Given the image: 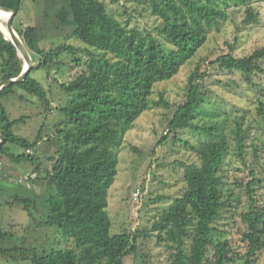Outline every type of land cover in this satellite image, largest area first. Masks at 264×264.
<instances>
[{
  "label": "trees",
  "instance_id": "1",
  "mask_svg": "<svg viewBox=\"0 0 264 264\" xmlns=\"http://www.w3.org/2000/svg\"><path fill=\"white\" fill-rule=\"evenodd\" d=\"M134 1L162 20L156 30L172 48L167 49L153 32L124 24L109 12L103 0H38L43 7V19H51L53 34H64L65 39H77L81 44L66 40L45 47L41 46L42 26L16 29L28 49L39 56L33 59L34 69L44 68L52 78L53 70L64 67V81L55 80L73 98L68 105L59 108L69 125L58 129L64 145L48 157L50 164L46 165L36 153L12 152L9 143L25 149L35 148L42 136L39 134L31 141L16 134L13 127L24 121L25 116L9 117L1 98L20 86L50 106L48 92L30 74L24 81L0 90V132L6 137L0 156L18 161L27 159L33 164V172L37 173L33 183L45 186L46 217L36 216L31 197L18 196L15 200L25 203L36 228H58L64 237L74 240L75 247L41 251L36 246L21 245L0 247V253L20 262L30 260L31 264H124L125 256L138 252L139 238L156 233L158 240L171 250L168 264H236L237 261L255 264L264 251V206L257 193V187L263 185L264 180L254 169L253 178L247 183L249 208L241 214L245 230L239 242L245 252H240L235 240L224 238L215 242L212 238L215 223L226 205L220 173L233 143L226 132L225 121L195 122L210 91L208 68L203 71L197 68L190 74L186 97L168 121L173 141H184L180 134L184 129L204 137L192 145L197 161L181 163L184 167L181 194L159 214L150 228H131L111 234L109 191L118 175V147L135 121L150 109L156 84L177 75L205 45L211 33L221 30L229 17L231 4L245 5L243 23L259 22V12L251 4L252 0ZM0 5L15 9L16 16L23 10V0H0ZM230 47V51L210 60L208 67L238 71L247 84L258 88L256 77L264 74V46L244 56L235 55L233 46ZM0 55L4 59L0 80L18 76L23 60L16 46L5 40L1 31ZM259 91L255 114L264 123V88ZM157 103L168 106L165 100ZM249 133V126L235 122L233 139L242 159H246ZM163 137L166 140L168 135ZM254 147L257 152L259 145ZM6 235V231H0V237ZM188 241H191L189 247Z\"/></svg>",
  "mask_w": 264,
  "mask_h": 264
},
{
  "label": "rangeland",
  "instance_id": "2",
  "mask_svg": "<svg viewBox=\"0 0 264 264\" xmlns=\"http://www.w3.org/2000/svg\"><path fill=\"white\" fill-rule=\"evenodd\" d=\"M103 1L109 12L127 26L153 32L167 49L173 47L156 30L162 20L152 15L143 5L134 0ZM251 4L259 12V22L243 23L246 16L245 5L231 4L228 9L229 17L222 24L221 30L211 33L205 45L182 66L177 75L156 84L151 95L150 109L144 111L133 128L124 135L118 147V175L109 191L108 211L112 219V235L131 228H150L159 214L168 209L181 194L184 185V167L181 163L191 164L197 161L198 157L192 145H196L199 138L204 137L193 130L184 129L180 133L184 141H173L168 121L186 97L190 74L197 68L200 71L208 68L210 75L207 77V85L210 91L195 122L202 124L213 120L225 121L226 132L233 143L220 173L224 182L222 193L226 205L220 219L215 223L216 230L213 231L212 238L215 242L224 238L235 240L239 244L240 252H245L239 237L245 230L241 214L248 210L250 204L247 183L253 178L252 169L264 180V123L255 114L256 95L264 88V74L256 77L259 83L257 88L247 84L238 71L218 70L208 66L210 60L230 51V46H233V53L237 56L247 55L264 46V0H252ZM41 9L43 7L38 4V0H23V10L14 19L15 29H24L29 25L42 26L44 29L40 33L43 38L41 46L45 47L55 46L66 40L81 44L77 39H65L64 34L54 35L51 19H43ZM30 53L34 60L39 59L34 51ZM3 62L0 55V72ZM30 77L44 86L49 94L50 106H46L39 96L20 86L2 97L1 101L9 117L14 119L25 116L24 121L13 127L16 134L31 141H35L41 134L42 138L32 150L47 165L50 164L48 157L55 155L64 145L63 138L57 132L69 124L66 115L59 108L68 105L73 95L62 89L55 80L58 78L60 82L64 81V67L53 70L52 78L48 77L44 68L33 69ZM160 100H165L168 106L159 105L157 102ZM216 112L218 116H215ZM237 121L244 127H250L245 148L246 159L240 157L234 144L233 129ZM164 135H168L166 140ZM160 140H164L163 143H159ZM255 144L259 145L257 152ZM8 146L16 154L27 150L14 143H9ZM0 161L5 162L10 173L6 174L2 170L0 177V184L5 186L4 191L0 190V231L8 233L0 237V247L27 245L36 246L41 251L75 247L74 240L64 237L58 228H36L25 203L15 200L18 196L31 197L34 200L36 216L46 217L45 186H36L33 181L18 183L11 180L31 172L34 169L33 164L27 159L18 161L6 156H0ZM138 188L141 189V195L135 199L134 192ZM257 193L261 205L264 206V184L257 187ZM9 201L13 203L9 204ZM190 243L188 241V247ZM170 253L167 244L159 241L156 233H151L138 239V252L125 256L124 264H168L171 261ZM27 262L31 264L30 260L20 262L0 253V264ZM236 264L240 262L237 261ZM255 264H264V251Z\"/></svg>",
  "mask_w": 264,
  "mask_h": 264
},
{
  "label": "water",
  "instance_id": "3",
  "mask_svg": "<svg viewBox=\"0 0 264 264\" xmlns=\"http://www.w3.org/2000/svg\"><path fill=\"white\" fill-rule=\"evenodd\" d=\"M0 9L10 12L9 17L6 20V27L12 35V39L7 38L1 28L0 31L2 32L5 40L11 41L16 46L18 54L23 60V69L18 76L0 80V90H2L3 88L11 86L14 83L24 81L36 66V62L33 60L31 53L28 47L26 46L24 40L20 39L18 34L16 33V29L14 27V19L16 17L17 11L11 7L3 5H0ZM5 141L6 137L0 132V149L2 148V145Z\"/></svg>",
  "mask_w": 264,
  "mask_h": 264
},
{
  "label": "built area",
  "instance_id": "4",
  "mask_svg": "<svg viewBox=\"0 0 264 264\" xmlns=\"http://www.w3.org/2000/svg\"><path fill=\"white\" fill-rule=\"evenodd\" d=\"M27 152L28 153H33L31 148H28ZM3 168H4V163L2 161H0V172L3 170ZM36 177H37V173L36 172H30L28 174H25V175L19 177V178H11V180L14 181V182H18V183H30ZM140 195H141V189L138 188L134 192V198L138 199L140 197Z\"/></svg>",
  "mask_w": 264,
  "mask_h": 264
},
{
  "label": "bare ground",
  "instance_id": "5",
  "mask_svg": "<svg viewBox=\"0 0 264 264\" xmlns=\"http://www.w3.org/2000/svg\"><path fill=\"white\" fill-rule=\"evenodd\" d=\"M9 15H10V12L0 9V28L2 29L4 35L7 38L12 39V35L6 27V20L8 19ZM16 33L18 34L19 38L22 39L17 30H16Z\"/></svg>",
  "mask_w": 264,
  "mask_h": 264
},
{
  "label": "crops",
  "instance_id": "6",
  "mask_svg": "<svg viewBox=\"0 0 264 264\" xmlns=\"http://www.w3.org/2000/svg\"><path fill=\"white\" fill-rule=\"evenodd\" d=\"M4 166H5V169L3 168L4 173H6V174H10V173H9V170L7 169V165L5 164V162H4ZM31 172H33V170H32ZM28 173H30V172H27V173H25V174H28ZM1 174H2V172L0 173V177H1ZM4 189H5V186L0 184V190L4 191ZM1 204H2V203H1Z\"/></svg>",
  "mask_w": 264,
  "mask_h": 264
},
{
  "label": "clouds",
  "instance_id": "7",
  "mask_svg": "<svg viewBox=\"0 0 264 264\" xmlns=\"http://www.w3.org/2000/svg\"><path fill=\"white\" fill-rule=\"evenodd\" d=\"M32 149V148H31ZM33 151V150H32ZM33 153H34V151H33ZM4 163V162H3Z\"/></svg>",
  "mask_w": 264,
  "mask_h": 264
}]
</instances>
